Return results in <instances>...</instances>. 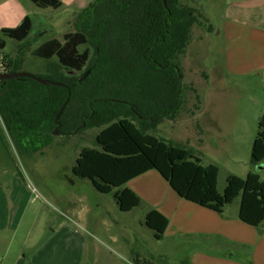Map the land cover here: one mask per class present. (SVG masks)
Masks as SVG:
<instances>
[{"label":"trees","instance_id":"1","mask_svg":"<svg viewBox=\"0 0 264 264\" xmlns=\"http://www.w3.org/2000/svg\"><path fill=\"white\" fill-rule=\"evenodd\" d=\"M30 2L39 8L61 6L58 0ZM203 19L197 10L179 0H93L78 14L73 33L65 34L62 42L51 40L32 51L47 61L57 59L48 65L53 75L48 80L61 86L24 77L0 80V124L17 144L32 152L50 145L53 131L73 134L76 122L104 126L96 135L95 147L80 150L72 173L88 179L99 193H112L120 211L129 212L142 204L126 184L154 170L180 198L218 214L240 198L239 220L258 228L264 222V181L257 173L250 172L244 178L228 175L219 193L216 165H202L191 149L158 139L147 133L146 127L133 123L135 116L143 118L168 107L174 114L180 108L177 61L191 30ZM30 31L29 18L16 28L3 30L0 50L5 47L4 37L21 42L27 40ZM83 45L93 48L92 58L88 47L79 51ZM20 64L19 58L5 64V74L21 72ZM63 71L81 74L68 77ZM87 71L88 76L79 82ZM151 73L165 74L167 79L169 76L172 87L171 97L151 98L153 107L145 103L149 97L143 95V102H139L132 95L134 90L136 94H149L143 83ZM110 94H116L115 98ZM97 100L101 103L94 105ZM250 156L253 165L264 160V116L258 120ZM144 224L160 240L168 221L158 211L150 210ZM133 262L155 264L141 258Z\"/></svg>","mask_w":264,"mask_h":264},{"label":"rangeland","instance_id":"2","mask_svg":"<svg viewBox=\"0 0 264 264\" xmlns=\"http://www.w3.org/2000/svg\"><path fill=\"white\" fill-rule=\"evenodd\" d=\"M179 1L197 10L204 18L200 26L191 30L184 53L177 61L181 80V106L174 114L171 113L174 109L168 107L153 111L143 118L135 116L133 123L146 127L147 133L158 139L191 149L201 159L202 165H216L219 168V193H222L228 175L244 178L248 172H255L264 180V160L253 165L249 144L246 145L238 137L237 128L241 129L243 120L246 119L250 136L256 135L257 122L254 118L250 119V113L261 115L260 109L264 110V105L261 107L256 94L259 93L257 78L237 76L230 72L225 54L226 39L218 34L228 0ZM72 10L65 5L57 11L49 10L42 18H38L41 26L44 25L40 28L45 31L42 41L59 39L61 33L73 30L78 15L74 16ZM209 26L212 31L207 30ZM31 38L23 46L7 40L6 48L0 52V58L3 57L7 65V62L17 56L21 60L22 73L48 80L53 76L48 65L57 59L47 61L34 56L32 51L37 44ZM86 47L89 48V57L92 58V47L83 45L79 47V51ZM5 64H2L3 69H6ZM63 74L75 77L81 73L63 71ZM146 77L143 85L149 94H136L134 90L132 95L136 101L143 102L141 96L145 95L149 97L145 103L153 107V96L168 98L172 94L169 76L167 79L165 74L160 76L151 73ZM160 77H163L161 84ZM115 96L116 94H110L112 98ZM99 103L100 100H97L94 105ZM212 109L217 110L216 113L220 112L221 120L218 121ZM223 120L226 123L231 121L235 125L232 147L215 146L213 136L218 134L217 124ZM74 126L76 129L71 135L53 131L50 145L39 152H32L17 144L0 124V188L8 192L14 187L16 194H20L26 204H31L30 207L39 215L40 220L48 221L55 217L65 221L68 218L76 223L82 234L92 236L94 242H102L125 255L127 259L134 257L136 252L153 255L164 249L165 246L153 238V232L144 224L147 211L144 203L129 212H122L118 209L112 193H99L88 179L78 178L72 173L80 150L95 147L96 135L104 127L80 122L74 123ZM239 200L237 198L226 210L234 209Z\"/></svg>","mask_w":264,"mask_h":264},{"label":"crops","instance_id":"3","mask_svg":"<svg viewBox=\"0 0 264 264\" xmlns=\"http://www.w3.org/2000/svg\"><path fill=\"white\" fill-rule=\"evenodd\" d=\"M58 1L61 3L58 9L69 6L75 16L93 0ZM58 9L39 8L30 0H0V35L5 29L19 26L25 18L31 21L27 40L17 42L4 37L5 47L0 52L6 48L7 40L23 46L32 37L31 41L37 44L35 49L51 40L62 42L63 36L73 33L74 28L71 32L61 33L59 39L42 41L45 31L40 28L44 25L41 26L38 21L49 10ZM222 21L218 34L226 39L225 54L230 72L237 76L257 78L259 93L256 94L262 107L264 0H228ZM2 64H5L3 57L0 58ZM214 111L216 113L217 110ZM250 114V119L254 118L258 123L259 118L264 116V110L260 109L261 115ZM219 115L220 112L215 114L218 121L221 120ZM225 120L216 123L219 132L213 139L218 148L234 146L232 134L236 130L235 125ZM243 122V127L237 128L238 137L251 149L255 135L250 136L247 119ZM125 187L147 206L146 213L156 210L167 219L168 224L161 239L156 240L153 233V238L164 245V249L153 255L136 252L134 257L127 259L102 242H94L92 236L82 234L76 223L68 218L65 221L55 217L48 221L40 220L31 204H26L24 198L16 194L14 187L8 192L0 188V264H134L135 258L150 260L155 264H264V222L256 228L240 221V200L234 209L226 210L227 205L218 214L180 198L154 170L130 180Z\"/></svg>","mask_w":264,"mask_h":264},{"label":"water","instance_id":"4","mask_svg":"<svg viewBox=\"0 0 264 264\" xmlns=\"http://www.w3.org/2000/svg\"><path fill=\"white\" fill-rule=\"evenodd\" d=\"M163 3H165V0H163ZM88 74H89V71H87L85 74H83L79 78V82H81ZM22 77L32 79V80H34V81H36L38 83L44 84V85L51 84V85L61 86V84H59V83H55V82H52V81H49V80H45V79H42V78H38V77H35L33 75H30V74H27V73H22V72L10 73V74H0V80L1 81L13 80L15 78H22ZM65 103L62 105V107L59 110L56 118L60 115L62 109L65 106Z\"/></svg>","mask_w":264,"mask_h":264},{"label":"built area","instance_id":"5","mask_svg":"<svg viewBox=\"0 0 264 264\" xmlns=\"http://www.w3.org/2000/svg\"><path fill=\"white\" fill-rule=\"evenodd\" d=\"M3 65H0V74H5V69L2 68Z\"/></svg>","mask_w":264,"mask_h":264}]
</instances>
